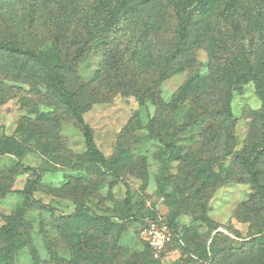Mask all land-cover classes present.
<instances>
[{"label":"rangeland","instance_id":"rangeland-1","mask_svg":"<svg viewBox=\"0 0 264 264\" xmlns=\"http://www.w3.org/2000/svg\"><path fill=\"white\" fill-rule=\"evenodd\" d=\"M193 1L0 0V41L59 66L108 166L53 76L0 49V142L23 145L50 207L0 153V264H264V0ZM150 214L175 227L161 260L141 232Z\"/></svg>","mask_w":264,"mask_h":264},{"label":"trees","instance_id":"trees-1","mask_svg":"<svg viewBox=\"0 0 264 264\" xmlns=\"http://www.w3.org/2000/svg\"><path fill=\"white\" fill-rule=\"evenodd\" d=\"M199 2L201 5H204L207 2V0H199ZM193 4H194L193 0H188L187 7H191ZM187 23H188V20L186 18H185V20H182L181 27H180V35H181L182 41H184L187 38L188 33H189V28L187 26ZM63 41H64V36L62 34H60V36H58L55 40L56 48L58 51H60L62 49ZM69 43H70V47H74V46L78 47V49L75 51L74 56H73V60H76L85 53L86 48L90 43V39L86 38V37H83L80 39L74 38V39L69 40ZM0 49H3V50L9 49L10 51H12L13 53H16L18 55L27 56L28 58L34 60L38 64V66L42 70H44L45 73H47V75L49 77L53 76V78L50 80L49 88L50 89L54 88L56 93L59 94V96L69 105V107H70L71 111L73 112L76 120L81 125V127L83 129V136L85 139L87 152L90 155V157L92 158V160L95 163L99 164L101 167L107 168L108 167L107 166V160H106L105 156L101 153V151L97 148V146L94 142L93 132H92L91 128L84 121V118H83L84 110H83L82 106L79 104L78 100L76 98H74L75 96L73 95V93H70V91L67 89V87H66V83H67L66 80L67 79H66L65 75H63L59 72V70H60L59 66L50 65L46 60L39 57L34 50L23 49L20 46H18L16 44H12L10 42L0 41ZM169 148H170L171 153H172L171 157H174L175 153H176L175 146L173 144H171V145H169ZM0 153L16 157L19 160V164H18L19 167H21L24 170L32 172V176L35 178V180L28 182L26 189L23 191V194L26 197V199L29 202H31L32 204L37 205L43 209H49L50 208L49 206L42 204L40 201H36L34 198V193L36 192L37 186L42 182V177L39 175V173L36 169L29 167V166H25L21 162L24 155H25V149H24L23 145L17 143L16 141L11 140L10 138L4 139L0 142ZM246 165H247V169L249 171V174H250L252 180L254 182H257L258 176H257V172L254 169L253 162H249V160H248V161H246ZM112 174L115 177H118V174L116 171H112ZM77 213H83L86 216L88 215L93 220H97L99 222L100 221H107V220L97 216L92 210L87 208L85 205H79L77 207L75 215ZM149 217H150L149 218L150 220H159V218L156 217L154 214H150ZM70 218H71V215H68L66 217V219H70ZM137 220L138 219L135 220V218L129 219L130 222L137 221ZM164 222L166 224H168V226L172 229V232L174 234L175 233L174 225L171 222L166 221V220H164ZM145 226L146 225L143 226L142 230L144 229ZM142 230H141V232H142ZM146 245L148 246L147 243H146ZM148 248L150 249L149 246H148ZM150 252H151L152 256L154 257L151 249H150ZM101 260H102V257H101V253H100L98 257L97 256L95 257L92 264H101Z\"/></svg>","mask_w":264,"mask_h":264},{"label":"built area","instance_id":"built-area-1","mask_svg":"<svg viewBox=\"0 0 264 264\" xmlns=\"http://www.w3.org/2000/svg\"><path fill=\"white\" fill-rule=\"evenodd\" d=\"M142 236L156 260L162 259L174 241L172 229L162 219L150 220L142 230Z\"/></svg>","mask_w":264,"mask_h":264}]
</instances>
